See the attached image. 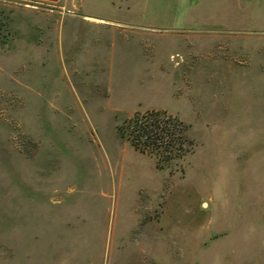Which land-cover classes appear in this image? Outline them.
<instances>
[{"label":"rangeland","instance_id":"rangeland-1","mask_svg":"<svg viewBox=\"0 0 264 264\" xmlns=\"http://www.w3.org/2000/svg\"><path fill=\"white\" fill-rule=\"evenodd\" d=\"M183 1L70 44L77 2L0 0V264H264V0ZM150 111L182 155L119 134Z\"/></svg>","mask_w":264,"mask_h":264},{"label":"trees","instance_id":"trees-1","mask_svg":"<svg viewBox=\"0 0 264 264\" xmlns=\"http://www.w3.org/2000/svg\"><path fill=\"white\" fill-rule=\"evenodd\" d=\"M187 130L179 119L161 111L136 112L118 126L119 134L136 148L169 158H177L186 150V144L190 143Z\"/></svg>","mask_w":264,"mask_h":264},{"label":"crops","instance_id":"crops-1","mask_svg":"<svg viewBox=\"0 0 264 264\" xmlns=\"http://www.w3.org/2000/svg\"><path fill=\"white\" fill-rule=\"evenodd\" d=\"M23 1H30V2H36V3H43L46 5H57L60 4L62 2H77V5L74 4V6H76V8L78 10H80L82 13L76 16H69V20L65 23L68 24L69 27V35H70V44H72L74 41V37L76 36V34L79 32L77 30L78 24L79 23H88V24H92V25H97L100 27H106L108 28L109 26H114L112 27V31H109V33H107L108 35L112 34L111 36H116L118 34H121L123 29H120L119 25L125 26L123 25V21H121L120 19H113V17H103V16H98V15H94L93 13H84L82 11V8L86 5L89 6V3L91 2V0H23ZM88 1V2H87ZM226 2H237L238 0H225ZM248 2H259L258 0H247ZM87 2V3H86ZM107 2H184L183 0H107ZM129 4V3H128ZM127 6H131V5H127ZM144 13V12H143ZM117 18V17H116ZM71 24V26H69ZM75 24V25H74ZM65 25L63 24L61 27V31H60V37H62V35L64 34V29H65ZM125 28V27H124ZM41 33V32H39ZM123 33H125L123 31ZM122 35V34H121ZM126 37V36H125ZM34 39H41L39 37H34ZM40 41V40H39ZM35 44V43H32ZM73 46V45H71ZM33 48V46H32ZM38 50V49H37ZM48 50L46 48H44L43 50H39V52L37 53L35 49H33V54H47ZM74 61V59H72ZM79 68L77 67H73V70L76 71Z\"/></svg>","mask_w":264,"mask_h":264}]
</instances>
